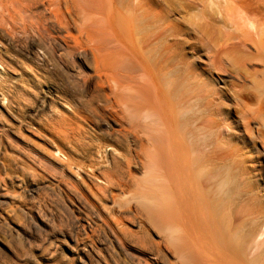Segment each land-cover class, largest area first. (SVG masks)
I'll return each mask as SVG.
<instances>
[{
	"label": "bare ground",
	"instance_id": "bare-ground-1",
	"mask_svg": "<svg viewBox=\"0 0 264 264\" xmlns=\"http://www.w3.org/2000/svg\"><path fill=\"white\" fill-rule=\"evenodd\" d=\"M167 1L0 0V264L93 257L87 242L51 230L38 255L25 238L29 253L19 259L10 243L21 226L12 219L36 231L54 229L60 217L45 204L23 205L41 189L56 195L72 231L103 233L129 264H168L170 251L179 264H264V183L256 179L264 171V83L247 86L246 71L232 66L231 74L222 60L230 47L264 49V0H198L210 5L200 38L219 22L225 30L209 40L208 59L224 89L193 77L179 41H168L175 29ZM17 85L34 87L23 110L12 100ZM141 209L163 220L166 238H147ZM130 223L145 232L146 241L136 240L144 247L127 241Z\"/></svg>",
	"mask_w": 264,
	"mask_h": 264
},
{
	"label": "rangeland",
	"instance_id": "rangeland-1",
	"mask_svg": "<svg viewBox=\"0 0 264 264\" xmlns=\"http://www.w3.org/2000/svg\"><path fill=\"white\" fill-rule=\"evenodd\" d=\"M152 1L154 4L158 5L159 0L158 1L152 0ZM206 1H208V0H206ZM167 3H168V5L166 6L165 11L167 12L166 14L168 16V21L174 26V29H175V30L171 31L172 32V33H170L171 37H169L168 41L169 42L171 41L170 42L171 44L175 43L176 40L179 41V47H180L179 52L181 55H183V57L185 59L186 66H190L191 74L193 77H197L198 80H200V81L203 80L205 82L210 80V82L213 84L214 87H219V88L222 87V89H224L225 88L224 85L221 82L219 83L217 80V76L220 75L222 71L214 69L215 67L213 65H211V63L209 62L210 60H208V59L211 57V55L213 53V51H211V50H214V47H215V44H213L212 41H214V43L216 41H218V39H220L223 31H225V30H223L222 32L221 31L219 32L220 29H224L223 27L220 28L221 23L219 22V24L218 23L215 24L216 27L215 26L214 27L209 26V28L207 27V29L204 30V33L207 31L210 35L212 34L211 36L209 34H207V32H206V34H205L206 37H204L203 39L200 38L201 33H200L199 28H200V26H204V25H202V23H203V20H205V17L208 16V15L207 16H205V15L207 13L209 14L210 5L206 6V4H204V6H202V4L198 0H195V1L194 0H168ZM193 3H195V4H193ZM192 5H195V6H192ZM200 11H202V12H200ZM203 15L205 16L204 18H203ZM200 16L202 17L201 19H200ZM198 21L199 22L201 21L202 23H199ZM196 22H198L199 24L196 25ZM193 25H195V26H193ZM217 25L219 28H217ZM209 29H210V31H209ZM214 30L217 32H215ZM173 31L176 33H174ZM262 34H264V33H262ZM177 35H178V37H177ZM208 36H209V38H208ZM209 40H212V41H209ZM211 43L213 46L211 45ZM250 44H251L250 46L246 45V47L245 46H238V47L236 46V48L230 47L227 50L228 54H226V53L223 54L224 56L222 58L225 65L228 67V71H230V73L232 72L233 74H235L233 71L239 67L243 68L246 71V75H248V77L247 76L246 77L249 80V82H246L247 86L251 85V82L253 79L260 84L264 83V49L256 50L254 47V44H252V43H250ZM209 46L211 48H209ZM225 55H226V57H225ZM229 66H231V67H229ZM232 66L235 69H233ZM249 74H251V75H249ZM232 80H233V78H232ZM21 88L22 87L19 85H17L15 87V91L13 93L14 99L12 98L14 103L20 102L21 107H20V109L18 108L17 110H21L22 108H26L27 106H29L32 103V100H33L32 99L33 98L32 91H33L34 87H30L31 88L30 90H32L31 92H25L23 89L21 90ZM23 92H24V94H23ZM29 94H30V96H29ZM28 96L31 98H29ZM25 102L26 103L30 102V103L26 104ZM253 103H257V102L253 101ZM22 104H24V105H22ZM19 112H17V113H19ZM3 132L4 131H2L0 129V138H1L0 142L5 141V139H3L4 137L2 136V135H5V132L4 133ZM15 140L19 142V144L22 148H25L24 146H26V145H23L24 143L20 139L16 138ZM0 146H1V144H0ZM5 149H8L10 152L14 153L13 149L6 148V144H5ZM14 154H16V153H14ZM136 174L138 175L139 178L142 176L141 171H136ZM252 176L254 177V174H252ZM256 179L258 180L260 187H262L261 184H262V182L264 183V171L259 173V175H257V172H256ZM139 187H140V189H139ZM142 187L140 185L133 187V189H135V191L137 192L136 195L134 194L135 197L132 198L134 200L133 202L135 204H137L135 201L140 200V198H137V197H139L138 196L139 195L138 193H140L139 191L144 190V187L143 188ZM10 192L12 193L13 190H10ZM44 193H46V194H44ZM47 193H49L50 195ZM55 198H56V195L54 196L53 193L47 192V190H45V189L37 190L35 193L28 194L22 198V203L24 206L25 205L31 206L33 203H40L41 205L45 204L49 209H51L56 215H58L60 217L58 218V221H55L54 229L48 228L46 230H36V231L31 230L29 228H26L25 221H24L23 217H21L20 215H19L20 217L12 219L13 220L12 225L19 224L21 226L19 229L21 231V234H19V235L16 234V236H15V233L13 234L12 242L15 241V245L13 244L14 242L10 243L12 248H14L18 252L17 254H19V256H21V257H19V259H25V257H26L25 252L26 251L28 252L29 250H31L33 252V255L40 254L41 250L37 249V247H35V246L38 245V243L40 245V242L41 243L43 242L41 240L44 239L43 237H45V234L48 232L50 233L51 230H61L67 236L68 242L73 244V241H71V239H70V237L72 236L73 238L77 237L79 242L85 241L88 244H90V246H93V248H94L93 257L92 256L88 257L87 264H129V260H128L129 256L127 254H125V251H123L122 249L121 250L118 249V245H116L115 242L110 243L108 241V239H106V237H104L103 233L98 232V231L90 232L89 228L87 229L88 230L87 235H86V233L83 234L82 231H77V232H76V230L72 231L71 225H70L71 223L67 219V216H66L67 215L66 211L62 210V208H61V210H60V208H57L58 206H56ZM259 202L262 205H264V195L260 196ZM8 204H10V203H7L6 207L8 206ZM124 207L128 208L127 206H124ZM116 213L121 217H124V218L127 217V220H129V219L131 220V221L129 220L130 222H132V220H133V219H131L132 215L129 212L127 213L126 211H124L123 208H119V210L116 211ZM129 215H131V216H129ZM141 215H142L141 220L143 222H145V224L148 226V234H149V236L147 237L148 239H150L152 241L153 240L154 241H160L163 237L166 238V236H164L166 227H165L163 220H157L156 219L155 221H153L150 217L151 214H149L148 211H145L142 209H141ZM23 224H24V226H23ZM131 224L132 223H130L129 225H131ZM132 227H131L132 231H133L132 236H134L135 238L132 236H129L127 238V241H129V243L131 242L130 244H132V245H136L138 247H141V246L144 247V244L140 245L139 242L142 241V238L145 239L144 241L147 240L146 234H144L145 232H143L142 229L140 227H138L136 224H134V226H132ZM139 230L141 231V233ZM44 231L45 232L47 231V232L45 233ZM141 234L145 237H143ZM136 235H138V236H136ZM141 236H142V238L140 239ZM27 237H28V239L31 240V244L33 247H35L36 250L29 249V244H27L25 242V240H26L25 238H27ZM9 238H11V237H9ZM132 238H134V239L132 240ZM136 240L139 242H137ZM132 241H134V242H132ZM19 242H25V243L24 244L22 243V245H21L22 247H21V246H19ZM16 243L18 245H16ZM129 243L127 242V245ZM59 245H60V247H59L60 249H64L66 252H70L68 249L70 245H68L67 243H65V244L59 243ZM112 248H113V250H112ZM125 248H126V250L128 248H130V249H128L129 252H137V253L139 252V251H137L134 248L129 247V246H127ZM172 249H173V247H172ZM170 253H172V254H170ZM23 254H25L24 255L25 257H23ZM70 254H71V252H70ZM102 257H103V259H102ZM39 258L41 259L42 262H44L42 264H76V262L72 261L71 258H69V259L68 258H64V259L62 258L61 259V258H58V256H56V255H53V257L50 258V260H45V258H49L48 254H46L44 258L40 257V256H39ZM54 258L58 262H56ZM16 260H18V259H16ZM176 260H177V257L175 255V253L170 251L168 253V264H179L178 260H177V262H176ZM115 261H116V263H115ZM30 264H32V263H30Z\"/></svg>",
	"mask_w": 264,
	"mask_h": 264
}]
</instances>
